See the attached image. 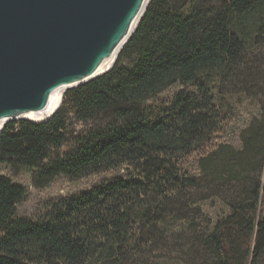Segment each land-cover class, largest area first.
I'll return each mask as SVG.
<instances>
[{"label":"trees","instance_id":"16d2710c","mask_svg":"<svg viewBox=\"0 0 264 264\" xmlns=\"http://www.w3.org/2000/svg\"><path fill=\"white\" fill-rule=\"evenodd\" d=\"M263 40L264 0H151L109 73L67 91L50 121L11 122L0 134V162L34 171L38 189L60 176L78 181L124 166L140 174L61 200L41 223L16 216L26 189L0 176V264H127L150 250L171 252L172 241L178 251L189 248L191 262L257 264L264 253V113L243 134L241 151L201 154L202 173L209 186L219 183L230 213L188 238L167 214L177 215L168 209L199 186L179 165L217 129L211 83L235 76ZM178 84H194L197 93L178 95L162 117H146L144 104ZM70 116L89 127L61 154Z\"/></svg>","mask_w":264,"mask_h":264},{"label":"water","instance_id":"95a60500","mask_svg":"<svg viewBox=\"0 0 264 264\" xmlns=\"http://www.w3.org/2000/svg\"><path fill=\"white\" fill-rule=\"evenodd\" d=\"M150 2L0 0V134L11 122L47 114L64 88L41 123L50 121L67 91L109 73Z\"/></svg>","mask_w":264,"mask_h":264},{"label":"rangeland","instance_id":"374dc122","mask_svg":"<svg viewBox=\"0 0 264 264\" xmlns=\"http://www.w3.org/2000/svg\"><path fill=\"white\" fill-rule=\"evenodd\" d=\"M210 88L215 96L217 129L211 135L209 142L205 144V149L185 157L179 165L190 178L199 180V186L188 189L187 195L181 199L179 205L168 209L169 211L177 210V215L171 212L167 214L174 224L173 229L180 232L177 233L179 236H186V238L190 237L192 232L201 235L209 231L218 220L230 213L225 197H220L218 187H215L219 183L215 186L208 185L199 160L201 154H211L219 147L241 151L243 134L252 124L261 120L264 113V40L253 52L245 55L241 69L235 76L228 80L218 77L211 83ZM196 93L197 88L194 84L186 86L178 84L170 87L144 104V114L151 119L162 117L178 95ZM88 127L70 116L69 141L60 153L64 154L70 150L73 138L80 132L86 131ZM53 155L54 152L50 157ZM139 174L136 168L124 166L78 181H70L65 176H60L47 188L38 189L33 184L34 171L16 163L0 162V176L9 178L14 184L25 188L27 192L23 202L16 208V216L37 223L45 221L50 211L61 200L78 197L107 183L131 176L137 177ZM261 180L264 185V169ZM175 215L182 220L178 219L176 222ZM172 242L171 252L150 250L141 261L129 259L127 264H199L191 262L192 256L190 258L185 256L189 251L188 247L178 251L179 243L176 246L177 242ZM257 264H264V253Z\"/></svg>","mask_w":264,"mask_h":264},{"label":"bare ground","instance_id":"6f19581e","mask_svg":"<svg viewBox=\"0 0 264 264\" xmlns=\"http://www.w3.org/2000/svg\"><path fill=\"white\" fill-rule=\"evenodd\" d=\"M63 90H64V88L60 89L59 91L56 92L53 106L47 114L33 115V116L27 117V119H29L31 122H34V123H41L42 121L47 119L48 116L51 115L55 111V109L58 107V104L60 103V100L63 96V92H64ZM1 126H2V124L0 125V130H1Z\"/></svg>","mask_w":264,"mask_h":264}]
</instances>
